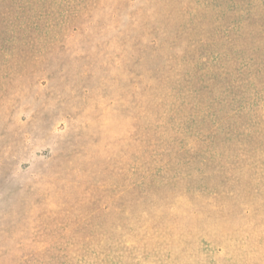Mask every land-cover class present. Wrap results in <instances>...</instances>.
<instances>
[{
  "label": "rangeland",
  "instance_id": "rangeland-1",
  "mask_svg": "<svg viewBox=\"0 0 264 264\" xmlns=\"http://www.w3.org/2000/svg\"><path fill=\"white\" fill-rule=\"evenodd\" d=\"M195 4L0 0V264H264V170L216 150L234 105ZM235 90L264 136V86Z\"/></svg>",
  "mask_w": 264,
  "mask_h": 264
},
{
  "label": "trees",
  "instance_id": "trees-1",
  "mask_svg": "<svg viewBox=\"0 0 264 264\" xmlns=\"http://www.w3.org/2000/svg\"><path fill=\"white\" fill-rule=\"evenodd\" d=\"M199 2V6L195 4L196 8L193 9L210 10L216 2V103L234 105L227 114L220 115L216 111L219 115V122H216V150L237 149L241 152V155L231 158L229 164L238 167L240 172L237 175H240L238 179L241 182L244 181L242 176H246L248 182L256 172L264 170V136H251V132H247L248 136H238L240 133L237 135L239 128L235 126V119L240 114L235 104L239 97L235 88L249 90L256 84L264 86V0ZM196 22H202L200 13L196 15ZM185 47L182 54H185ZM195 50L199 52L197 46ZM193 65V76L203 81L198 66L195 63ZM223 154L218 161H223Z\"/></svg>",
  "mask_w": 264,
  "mask_h": 264
}]
</instances>
